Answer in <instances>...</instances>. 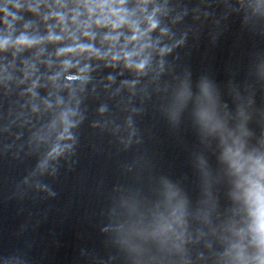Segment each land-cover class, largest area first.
Segmentation results:
<instances>
[{"label": "clouds", "instance_id": "9594fccd", "mask_svg": "<svg viewBox=\"0 0 264 264\" xmlns=\"http://www.w3.org/2000/svg\"><path fill=\"white\" fill-rule=\"evenodd\" d=\"M127 0H84L83 3H77L75 7L82 8L87 16L91 19L94 16H98L95 19L94 23L97 27L109 28L112 32H118L119 29L124 27H129L132 31L131 37L126 41V43H134L138 40L139 36L142 33L139 32V29L136 23L133 21L130 23V17L133 13H129L126 10ZM148 0H141V12L144 11L147 6ZM47 7V5H45ZM53 7L65 8V4H61L60 0H56V3L52 5ZM40 3H35L33 0H15L13 3H8L7 0L4 3L3 7H0V13L3 14V20L0 23H3L5 34L0 36V51H6L9 48H13L16 51H20L23 48H30L37 44L43 43L44 39H37L34 37H29L26 35V30L30 27L29 24L24 25L25 32H21L19 36L15 39L12 38L13 25L20 19L21 12H30L33 14H38L40 10ZM9 8L13 11H9ZM71 15V23L75 24L80 12H73ZM45 20L55 19L59 22L62 30L66 31L65 21L66 15L59 12L50 13L48 16L44 17ZM147 22L149 25V31L155 29L156 23L153 21L152 16L147 17ZM89 27V25H85ZM83 35L88 36L90 39L93 38L89 36V33L85 31ZM119 35H106L103 37L105 42H110L115 44L119 40ZM62 39L61 36H53L51 31L47 36L46 40L50 43L59 42ZM74 51H91V46H78L77 48H66L61 49L57 55H63L65 53H70ZM131 54H126L124 56L125 60L130 58ZM118 59L117 56H113V60ZM137 70H141L144 67L143 63H140L136 66ZM35 85H33L34 87ZM258 164V175L260 180H264V163L257 162ZM258 180L255 184V190L253 192L254 200L257 203V206L260 211V223L258 231L260 233L259 240V253L253 258L254 264H264V183H261Z\"/></svg>", "mask_w": 264, "mask_h": 264}]
</instances>
